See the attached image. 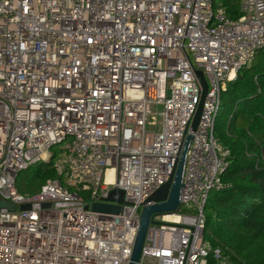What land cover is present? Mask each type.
Instances as JSON below:
<instances>
[{
    "label": "built area",
    "instance_id": "built-area-1",
    "mask_svg": "<svg viewBox=\"0 0 264 264\" xmlns=\"http://www.w3.org/2000/svg\"><path fill=\"white\" fill-rule=\"evenodd\" d=\"M239 8L232 20L219 0H0V200L15 206L0 207V264H127L198 105L194 69L208 87L180 206L154 216L137 264H229L203 240V205L228 166L221 91L264 49V0ZM53 157L58 178L17 190L21 171ZM112 188L119 212L91 211Z\"/></svg>",
    "mask_w": 264,
    "mask_h": 264
},
{
    "label": "trees",
    "instance_id": "trees-1",
    "mask_svg": "<svg viewBox=\"0 0 264 264\" xmlns=\"http://www.w3.org/2000/svg\"><path fill=\"white\" fill-rule=\"evenodd\" d=\"M219 2L227 18L241 15L240 0ZM221 105L214 137L228 152V166L220 176L222 188L210 192L203 205V240L229 264H264V49L225 83ZM53 160L21 171L17 190L34 194L46 179L58 178ZM23 173L31 176L22 184ZM207 260L218 264L211 254Z\"/></svg>",
    "mask_w": 264,
    "mask_h": 264
},
{
    "label": "water",
    "instance_id": "water-1",
    "mask_svg": "<svg viewBox=\"0 0 264 264\" xmlns=\"http://www.w3.org/2000/svg\"><path fill=\"white\" fill-rule=\"evenodd\" d=\"M195 77L201 87V93L198 105L193 114V117L189 123L187 134L185 135L179 155L176 159V164L173 169L170 180L160 187H158L141 206L139 211V220L136 229V234L131 248V253L128 258L127 264H137L140 257V252L145 240L147 228L149 224H157L154 216L175 212L180 206V191L183 187L182 175L185 163V156L192 139L191 132H194L197 128L205 94L207 92V81L201 70L194 69ZM106 202H93L90 204V210L93 212L117 214L120 210L119 203L123 202V191L117 188H112L108 192ZM0 207L13 210L15 206L13 204L6 203L0 200ZM21 210L28 209L29 205H21Z\"/></svg>",
    "mask_w": 264,
    "mask_h": 264
},
{
    "label": "rangeland",
    "instance_id": "rangeland-1",
    "mask_svg": "<svg viewBox=\"0 0 264 264\" xmlns=\"http://www.w3.org/2000/svg\"><path fill=\"white\" fill-rule=\"evenodd\" d=\"M222 110V105L220 106L219 108V112ZM30 174L29 173H23L21 176H20V180H21V183L23 184L24 181H26L27 179L30 178Z\"/></svg>",
    "mask_w": 264,
    "mask_h": 264
},
{
    "label": "bare ground",
    "instance_id": "bare-ground-1",
    "mask_svg": "<svg viewBox=\"0 0 264 264\" xmlns=\"http://www.w3.org/2000/svg\"><path fill=\"white\" fill-rule=\"evenodd\" d=\"M107 174H108V177L111 178V176H112V171L109 170V171L107 172Z\"/></svg>",
    "mask_w": 264,
    "mask_h": 264
}]
</instances>
